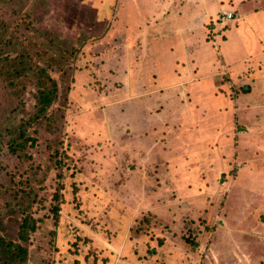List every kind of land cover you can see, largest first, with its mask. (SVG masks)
Returning <instances> with one entry per match:
<instances>
[{"label": "rangeland", "instance_id": "obj_1", "mask_svg": "<svg viewBox=\"0 0 264 264\" xmlns=\"http://www.w3.org/2000/svg\"><path fill=\"white\" fill-rule=\"evenodd\" d=\"M238 3L0 0V236L30 217L24 264H264L263 96L246 116L207 79L176 88L191 59L220 70L218 49L264 92V9ZM216 8L239 15L218 33Z\"/></svg>", "mask_w": 264, "mask_h": 264}, {"label": "crops", "instance_id": "obj_2", "mask_svg": "<svg viewBox=\"0 0 264 264\" xmlns=\"http://www.w3.org/2000/svg\"><path fill=\"white\" fill-rule=\"evenodd\" d=\"M189 1H191V2L195 1V2L203 3L206 0H189ZM218 1L220 2V0H218ZM235 1L239 2L238 6H240L239 4H243L245 2L250 3V1H252V0H235ZM253 2H254L253 8L251 10H249V11L247 10L246 13H248V14H245V13L243 15L241 14L240 15L241 18H245L248 15H252V13H256L259 9H261L263 11V9H264V0H258L259 4H257L256 0H253ZM221 12H231V13L233 12L234 13V17L233 18L239 16V15L236 16L237 12L234 11L233 9L224 10V9H217L216 8L215 17ZM213 24H214L213 27L215 28L214 29L215 33H218V30H222L219 26L215 25V22ZM231 26H232V23L229 22V25H228L227 28H231ZM227 28H225V29H227ZM239 35H240V42H241L240 46L242 48H246L248 46V41H249L248 38L251 35L249 33L247 34V32L239 33ZM225 38L226 37L224 35H222L220 39L225 40ZM244 41H245V44L242 45V43H244ZM185 50H186V48H185ZM261 50L264 51V49H261ZM262 51H261V53H262ZM255 52H256V50H255ZM258 52L260 53V51H258ZM214 59H215V61H217V63H219V66L221 67V69L217 70L215 72L214 71H210L208 73H203V70H202L203 67L200 64V62L197 61L196 59L195 60L191 59L189 61V67L186 66L187 69H188V72L187 73L184 72L183 74H179L180 75V81H179L178 87H176L179 90V93H178L177 97L180 96L181 99L185 98L186 96L185 97H183V96L187 95V89L189 88V86L193 85L192 87H195L196 85L194 83H195L196 80L199 81V79L200 80L201 79L202 80L207 79L210 82H214L215 83V84H213V85H215V87L214 88L211 87L212 88V92H213V94L215 96H219L220 95L224 99H228L229 98V100L233 101V108H234L233 111H234V113L238 112L239 107L242 110V112H244V113L248 112L252 108L251 101L252 102L254 101L253 100L254 99V95H259V96L261 95V96H263V99H264V92L258 91L259 94H255V91H256L255 87L256 86H255L253 80L244 81V80L241 79V77L239 75L230 76L228 74L227 68L225 66V60H224L222 54L219 53L218 49H217V51L215 53V58ZM258 68H259V66H258ZM196 73H198V74H196ZM224 79H226V80H224ZM187 84H189V85L185 86ZM224 85H226V86H224ZM221 86L223 88H219ZM233 86H235L236 89H243L244 92H241V90H240L238 93H235V91H234L235 88H233ZM259 96L256 97V99H260ZM171 99H174V98H170V100ZM241 110H239V111H241ZM245 115L247 116L246 113H245ZM233 119H235V117H233ZM241 123L242 122H240L239 125H243ZM233 127H234V129L232 131H237L235 124H233ZM245 127H246L245 129L248 130L247 126H245ZM229 135L225 134L226 139L231 138V136H229ZM237 137H238L237 135L234 136V139H235L236 143H237ZM232 139H233V137L231 138V140L229 142V143H231L230 147H232ZM234 153L236 154V151H234ZM234 158L235 159L237 158V154L234 156ZM220 160L222 162H224L225 164H230L229 161L228 162L225 161L223 156H221ZM243 163L244 162H242L241 164H243ZM221 168L222 169H226L227 166H226V168L223 167V166Z\"/></svg>", "mask_w": 264, "mask_h": 264}, {"label": "trees", "instance_id": "obj_3", "mask_svg": "<svg viewBox=\"0 0 264 264\" xmlns=\"http://www.w3.org/2000/svg\"><path fill=\"white\" fill-rule=\"evenodd\" d=\"M13 39V38H12ZM5 48H14L16 47V43L14 40L8 41L4 45ZM11 50L5 51L10 52ZM71 54V53H70ZM66 61L69 58L68 56L63 57ZM16 59L8 60L7 57L3 59V67L5 78H16L18 75L24 72V67L18 68L15 65L14 61ZM53 66L58 70H62L64 68V64L59 59L52 60ZM25 73V72H24ZM45 73V72H44ZM48 81L50 85L45 87L44 89L38 91V106L39 110L37 113L38 117H43L46 111L53 105V102L56 99L57 95V86L53 79L48 77ZM11 87H14V83L11 82ZM54 214H57V209H53ZM35 223L31 221L29 216H25L19 227L17 233L18 242L7 241L6 239L0 236V264H24L27 258V249L25 245L28 242L29 234L34 232Z\"/></svg>", "mask_w": 264, "mask_h": 264}, {"label": "built area", "instance_id": "obj_4", "mask_svg": "<svg viewBox=\"0 0 264 264\" xmlns=\"http://www.w3.org/2000/svg\"><path fill=\"white\" fill-rule=\"evenodd\" d=\"M232 20V14L229 12H222V15H220L216 21H215V25L220 26L221 29H223L227 22H231Z\"/></svg>", "mask_w": 264, "mask_h": 264}]
</instances>
